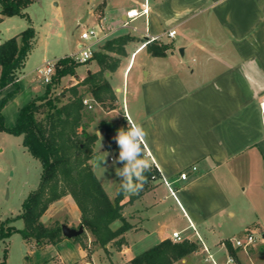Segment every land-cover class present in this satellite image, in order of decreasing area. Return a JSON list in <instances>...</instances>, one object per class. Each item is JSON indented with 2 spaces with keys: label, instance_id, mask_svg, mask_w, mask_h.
<instances>
[{
  "label": "crops",
  "instance_id": "crops-1",
  "mask_svg": "<svg viewBox=\"0 0 264 264\" xmlns=\"http://www.w3.org/2000/svg\"><path fill=\"white\" fill-rule=\"evenodd\" d=\"M141 1L94 0L90 23L95 26L90 27L98 39L91 42L92 51L113 38L127 36V41L109 52L116 67L105 73L117 107L106 110L94 103L85 108L80 130L92 135L93 128L95 139L99 132L112 148L117 130L128 126L129 119L141 124L148 133L144 155L159 177L138 198L121 200L122 215L131 225L123 234L125 242L114 252L109 244L106 249L95 245L92 252L100 250L108 264H113L112 257L125 263L178 231L198 248L171 264H201L196 232L224 263L230 254L227 243L237 250L225 221L235 210L245 211L250 219L244 223L251 221L261 236L264 233V213H259L264 211V0H147L146 15L126 18L127 10L141 9ZM169 30L175 33L168 36ZM151 41L169 48L152 55L146 48ZM83 64V70L61 79L60 91L99 69L94 59ZM23 68L14 83L0 91V99L13 91L1 109L6 127L15 124L25 103L44 91L33 69ZM85 97L92 98L88 91ZM182 171L187 172L185 179L179 178ZM163 178L175 189L176 199ZM55 215L70 227L80 221L69 194L52 202L41 220L46 224L44 217L50 222ZM85 232L90 246L92 236ZM151 234L152 243L141 250L138 242ZM86 249L65 237L38 247L47 254L45 264H105L102 257L93 262ZM233 258L241 264L236 251Z\"/></svg>",
  "mask_w": 264,
  "mask_h": 264
},
{
  "label": "trees",
  "instance_id": "trees-1",
  "mask_svg": "<svg viewBox=\"0 0 264 264\" xmlns=\"http://www.w3.org/2000/svg\"><path fill=\"white\" fill-rule=\"evenodd\" d=\"M32 1L0 0V21L4 16L28 18L24 10ZM35 37L34 28L28 25L16 35L0 42V91L16 80L33 47ZM125 41L127 36L113 38L102 49L92 51V56L85 62L94 59L99 69L65 91L59 90L61 79L73 75L76 67L85 62H78L71 55L56 59L50 82L45 84L40 95L32 97L19 109L16 122L11 127L5 126L1 109L13 91L0 99V131L21 136L22 145L41 166L38 184L22 201L20 213L0 221V239L19 232L25 241L31 242L35 247L55 245L64 238L61 234L62 223L54 220L51 224H45L41 217L52 202L69 194L80 212L76 228H84L81 234L73 237L74 241L80 242L82 237H86V230L92 236L91 243L104 249L108 244L119 248L125 242L123 234L131 225L122 215L121 200L124 192L120 188V182L114 199L110 200L89 162L93 156L96 135L80 130L83 111L87 108L82 103L83 98H87L86 91L91 94V105L96 103L106 110L117 107L115 94L105 73L116 67L109 52L119 49ZM146 48L152 55L160 56L169 45L151 41L146 44ZM81 85L86 86L85 90L79 89ZM127 127L122 126L124 129ZM112 149L115 158L118 157L116 142H112ZM145 174L148 177L147 183L136 194L130 195L128 201L138 198L151 187L152 180L159 177L154 166ZM17 218L22 219V228L11 224ZM116 221L119 224L113 227ZM80 244L83 245L82 242ZM226 246L229 255L234 257L236 250L229 243ZM197 248L195 241L185 239L173 242L171 239H164L133 256L128 264H171ZM0 264H4V259L0 258Z\"/></svg>",
  "mask_w": 264,
  "mask_h": 264
},
{
  "label": "rangeland",
  "instance_id": "rangeland-1",
  "mask_svg": "<svg viewBox=\"0 0 264 264\" xmlns=\"http://www.w3.org/2000/svg\"><path fill=\"white\" fill-rule=\"evenodd\" d=\"M93 4L94 0H33L24 10L28 18L19 16L2 17L0 21V41L16 35L28 25L34 28L36 37L33 47L25 59L23 70L33 69L34 78L44 89L45 83L35 70L36 66L45 58L56 60L63 55H73V52L77 51L76 44L78 42L87 44L79 35L83 29L89 28L91 25L95 26L94 23H90ZM81 19H83V22L80 23L79 20ZM85 66L83 63L79 64L76 71L83 70ZM88 67L91 66L88 65ZM91 130L96 134L93 128ZM104 152L108 153V156L106 157L107 163L101 164V167L106 169L103 172V169H94L92 161L94 157L106 154ZM114 159L113 149L107 148L103 136H97L93 143V156L89 162L102 187H104L106 195L112 199L116 195L121 178L116 175V169L121 168L120 164H114ZM40 172L39 161L23 148L21 136L0 131V221L20 213L21 203L28 193L36 188ZM261 174L264 181V172ZM130 195L132 194L124 192L122 200L126 198L128 201ZM125 211L127 216L128 210L125 209ZM235 211L234 217L225 220L228 235L231 237L230 240L232 242L234 239L244 240L247 233L253 236L250 245L237 247V259L241 264H264V239L259 230L250 224L251 221L244 223L248 221L247 219H250L245 211ZM259 213L263 215L264 211ZM54 219L60 221L64 218L55 215L50 222L47 221L46 216L43 220L46 221V224H51ZM11 224L16 228L23 227L21 218L15 219ZM171 229L172 225L170 224L167 228L169 234ZM190 233L189 230L182 235ZM152 237L153 234L146 235V237L142 236V241L138 242L143 247L141 250L145 249V243L148 242L147 245L152 243L150 242ZM80 242L84 246L86 245L88 257L93 262L97 263L99 257H102L103 262L108 264L104 253L101 255L100 250L92 252L95 245L90 242L89 246L86 237H82ZM83 245L81 247L85 249ZM96 247L98 246L96 245ZM110 248L111 252H114V246L110 245ZM44 254L31 242L25 241L19 232H14L8 238L0 239V258L4 259V264H42L47 258V254ZM111 259L114 260L113 264H128V262L122 263L114 257ZM234 260L236 261L235 258Z\"/></svg>",
  "mask_w": 264,
  "mask_h": 264
},
{
  "label": "clouds",
  "instance_id": "clouds-1",
  "mask_svg": "<svg viewBox=\"0 0 264 264\" xmlns=\"http://www.w3.org/2000/svg\"><path fill=\"white\" fill-rule=\"evenodd\" d=\"M100 136V133L97 132ZM147 131L139 123L128 120L127 129L120 128L114 140L119 148L118 157L113 163H121L123 167L116 169V175L121 177L120 188L128 194H136L147 183L148 177L145 174L151 170V162L144 155L143 145L146 144ZM101 145L99 146L100 149ZM106 153V152H104ZM108 153L93 158L92 165L94 169H103L102 163H107Z\"/></svg>",
  "mask_w": 264,
  "mask_h": 264
},
{
  "label": "built area",
  "instance_id": "built-area-1",
  "mask_svg": "<svg viewBox=\"0 0 264 264\" xmlns=\"http://www.w3.org/2000/svg\"><path fill=\"white\" fill-rule=\"evenodd\" d=\"M140 6H141L140 10H136V9L127 10L125 13L126 18L132 19L141 14L146 15L148 12L147 0H142L140 3ZM124 23L126 24L127 21ZM174 33H175V30H169L167 31L166 34L168 36H172ZM79 37L85 40L87 44L80 43L77 48V51L72 56L78 62H85L87 59H89L92 56V49H91L90 44L91 42L96 41L98 39V34L94 27H89V28L83 29L80 32ZM55 62L56 60L45 59L36 67V71L38 75L42 77L43 82L45 84L50 82L51 80V77L54 72ZM82 103L88 108H91L92 106L91 99L89 98H83ZM191 169L194 170L195 167H192ZM186 176H187V172L185 171H182L179 173L180 179H185ZM163 182L168 186L170 194L176 199L175 189L171 186L170 182H168L164 178H163ZM195 235L198 241H200V245H201V253H202L201 264H236L234 258L230 255L226 257L224 263L219 262V260L210 250V248L201 242L196 232H195ZM170 239L173 242H181L185 238L182 237L178 231H173L171 233ZM252 241H253V236L250 233H247L246 236L244 237V240L234 239L232 244L234 247H239V246L246 247L250 245Z\"/></svg>",
  "mask_w": 264,
  "mask_h": 264
},
{
  "label": "water",
  "instance_id": "water-1",
  "mask_svg": "<svg viewBox=\"0 0 264 264\" xmlns=\"http://www.w3.org/2000/svg\"><path fill=\"white\" fill-rule=\"evenodd\" d=\"M83 231V227L79 226L77 228L67 226L66 224H61V234L65 238H73L75 236H78ZM262 238L264 239V233L262 234Z\"/></svg>",
  "mask_w": 264,
  "mask_h": 264
}]
</instances>
